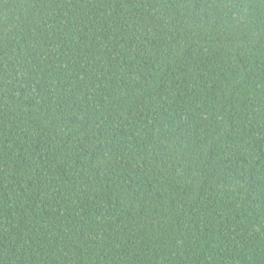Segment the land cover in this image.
Wrapping results in <instances>:
<instances>
[{
    "label": "trees",
    "instance_id": "obj_1",
    "mask_svg": "<svg viewBox=\"0 0 264 264\" xmlns=\"http://www.w3.org/2000/svg\"><path fill=\"white\" fill-rule=\"evenodd\" d=\"M0 264H264V0H0Z\"/></svg>",
    "mask_w": 264,
    "mask_h": 264
}]
</instances>
